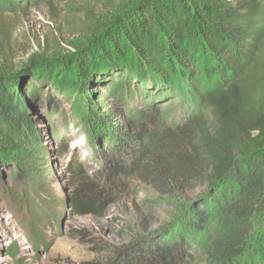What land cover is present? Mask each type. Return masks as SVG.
<instances>
[{"label":"trees","instance_id":"1","mask_svg":"<svg viewBox=\"0 0 264 264\" xmlns=\"http://www.w3.org/2000/svg\"><path fill=\"white\" fill-rule=\"evenodd\" d=\"M59 1L67 20L83 23L74 51L50 55L40 45L17 71L29 49L16 37L22 17L34 7L55 11ZM82 3L0 0V164L17 163L7 192L45 159L35 109L54 115L59 95L86 117L94 152L102 130L118 140L98 175L61 140L59 157L78 180L70 207L102 214L139 180L170 209L153 241L108 264H264V0ZM96 87L129 113L133 102L144 105L130 132L115 137L98 120ZM22 195L18 187L20 209L36 212Z\"/></svg>","mask_w":264,"mask_h":264},{"label":"rangeland","instance_id":"2","mask_svg":"<svg viewBox=\"0 0 264 264\" xmlns=\"http://www.w3.org/2000/svg\"><path fill=\"white\" fill-rule=\"evenodd\" d=\"M78 3L83 4L82 0ZM65 5L66 2H57L55 11L46 6L34 7L22 17L16 37L29 49L20 52V59L41 53L40 45L47 47L50 55L60 52L66 56L74 51L83 23L71 17L67 20ZM95 91L94 106L101 116L98 120L106 122L115 137L119 129L130 132L145 111L144 105L133 102V112L129 113L101 87H96ZM101 95L105 97L104 104L99 103ZM57 97L59 107L54 115L47 116L42 109H35L41 119L36 126L45 159L32 169L34 174L18 186L28 194L22 195L21 200H29L36 206L33 209L36 212L29 207L20 209L17 203L20 198L13 197L18 187L11 195L7 192L16 187L12 173L17 163L0 164V264H108L124 257L130 245L145 246L153 241L169 220L170 209L162 207L159 195L139 180H132L130 191L118 195V200L102 214L80 215L70 207L69 198L78 180L67 164L68 157H59L61 140L67 139L71 152L76 149L85 162L86 171L94 175L103 172L101 159L105 160L110 148H116L118 140L111 142L109 133L102 130L94 152L88 142L90 125L84 114L75 112L67 98ZM254 135L259 136L260 132ZM41 192L44 194L40 195ZM43 200L50 205L49 209ZM34 213L40 222L34 218ZM12 247L16 248L14 254L10 252ZM196 264L205 263L197 261Z\"/></svg>","mask_w":264,"mask_h":264},{"label":"water","instance_id":"3","mask_svg":"<svg viewBox=\"0 0 264 264\" xmlns=\"http://www.w3.org/2000/svg\"><path fill=\"white\" fill-rule=\"evenodd\" d=\"M32 61L29 60L28 58L26 59H19V66L17 67V71L19 70H26L30 65H31Z\"/></svg>","mask_w":264,"mask_h":264}]
</instances>
